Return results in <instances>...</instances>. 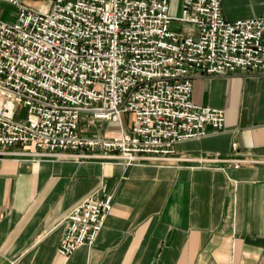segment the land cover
Masks as SVG:
<instances>
[{
	"label": "built area",
	"instance_id": "2783aa9c",
	"mask_svg": "<svg viewBox=\"0 0 264 264\" xmlns=\"http://www.w3.org/2000/svg\"><path fill=\"white\" fill-rule=\"evenodd\" d=\"M0 2L15 10L12 21L0 19V157L33 146L28 154L41 158L164 160L207 126L224 128L222 110L191 100L197 72L264 73V0L260 16L234 22L221 0H181L178 17L170 0H53L45 11ZM84 116L88 128L112 122L118 131L89 137ZM111 205V195L75 205L57 253L92 245Z\"/></svg>",
	"mask_w": 264,
	"mask_h": 264
},
{
	"label": "crops",
	"instance_id": "0c3cea01",
	"mask_svg": "<svg viewBox=\"0 0 264 264\" xmlns=\"http://www.w3.org/2000/svg\"><path fill=\"white\" fill-rule=\"evenodd\" d=\"M52 1L24 3L45 11ZM9 8L0 2L1 20ZM221 10L230 22L250 19L263 0H221ZM191 100L222 110L224 128L207 126L164 160L126 167L8 149L27 154L0 157V264H264V73L197 72ZM81 129L96 137L118 125ZM89 195L112 196L103 228L92 245L61 256L63 219Z\"/></svg>",
	"mask_w": 264,
	"mask_h": 264
},
{
	"label": "rangeland",
	"instance_id": "374dc122",
	"mask_svg": "<svg viewBox=\"0 0 264 264\" xmlns=\"http://www.w3.org/2000/svg\"><path fill=\"white\" fill-rule=\"evenodd\" d=\"M28 7L32 10H37L36 6L33 4L28 5ZM3 13V21H7L10 22L13 20L14 17V13L15 10L13 8H9V9H2L1 14ZM181 14V8H180V4L179 5H174V6H170V15L173 17H178ZM186 28L183 29V31H185ZM26 117V110L22 107H20L18 109V119L23 120ZM122 120H123V124L126 127L130 126L131 123V115L125 114L122 116ZM81 125L86 124L87 122V117H83L81 120Z\"/></svg>",
	"mask_w": 264,
	"mask_h": 264
}]
</instances>
